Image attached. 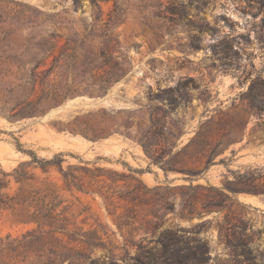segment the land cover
Returning <instances> with one entry per match:
<instances>
[{"label": "rangeland", "instance_id": "obj_1", "mask_svg": "<svg viewBox=\"0 0 264 264\" xmlns=\"http://www.w3.org/2000/svg\"><path fill=\"white\" fill-rule=\"evenodd\" d=\"M100 6L103 21L99 27L108 25L116 30L130 62L128 74L108 89L107 92H112L110 103L100 107H69L44 119L15 123L6 121L0 114L5 118L0 119V170L9 172L30 160L17 150L16 138L25 150L34 152L40 159L66 155L64 168L82 166L81 161H87L92 163L91 168L101 167L118 174L130 175L129 168L142 171L137 174L143 185L136 203L121 201L114 207L98 195L66 193L78 210H88L79 218L81 222L88 217L85 228H99L101 224L107 232L103 240L109 248L114 247L119 263L134 264L133 258L144 259V252L155 246L149 242L154 237L150 221H156L153 210L164 205L158 200L165 190L154 189L189 184L177 183L184 179L182 174H165L159 166L151 164L133 138L115 132L107 136L114 137L104 147L88 148V143L78 137L70 138L71 132L64 128L76 117H85L95 127L101 123L102 111H126L133 117L130 134L140 136L150 125L151 111L162 108L166 113L154 116L165 118L176 131L182 130L175 152L187 145L208 121L224 127L232 141L216 157L215 165L194 180V185L223 187L249 170L264 171V104L260 110L250 107L252 97L264 101V0H101ZM172 9L181 14L172 15ZM38 11L60 13L56 23L47 28L66 36L83 35L96 12L89 0H83L77 10L72 0H0V70L4 74L0 84V113L6 107V57L12 49L25 47L28 34L39 32L40 28L33 23ZM9 31L14 32L7 35ZM65 42L63 37L61 44ZM180 95L186 97L179 99L178 104L168 105L166 100H161ZM222 159L225 163L219 164ZM190 165L197 167L199 163L192 160ZM52 177L59 178L60 174L53 171ZM126 182L131 190L137 186L136 182ZM124 184L120 183L122 192L128 189ZM174 193L176 203L180 204L179 191ZM243 194L247 193L235 194L233 209L246 214L255 253L264 255V195L249 194L257 199L243 200ZM224 215L214 212L187 220L169 212L156 236L170 226L195 232L197 225L211 221L206 226L208 229L200 233L210 247L209 264H236L231 251L219 238L217 224L223 222ZM21 230L13 224L9 213L0 215V235L17 234ZM94 257L107 260L108 251L98 249Z\"/></svg>", "mask_w": 264, "mask_h": 264}, {"label": "trees", "instance_id": "obj_2", "mask_svg": "<svg viewBox=\"0 0 264 264\" xmlns=\"http://www.w3.org/2000/svg\"><path fill=\"white\" fill-rule=\"evenodd\" d=\"M82 1L72 0L75 10ZM89 1L96 12L93 23L86 27L83 35L74 33L66 36L48 29L47 26L56 23L61 14L38 11L37 20L33 23L40 28L39 32L26 36L27 44L23 49L9 51L5 73L6 107L1 108L0 113L7 121L15 123L44 117L78 96H102L126 77L130 62L118 34L108 25L99 27L103 21L101 0ZM170 11L172 15L181 14L179 10ZM13 32L9 31L7 35ZM63 37L66 42L61 44ZM3 75V70H0V84ZM185 97L169 96L161 100L174 105ZM263 104L264 101L257 97L250 100L252 110H260ZM159 112L165 111L162 108L151 111L150 125L140 136L132 137L130 134L133 117L126 111H102L101 123L95 127L85 117H76L64 128L91 141L115 132L133 138L142 146L151 164L159 166L165 174H182L191 182L189 185L154 189L157 192L165 190L158 200L164 205L153 210L156 221H150L154 226V237L149 242L155 246L144 252V259L133 258L134 264H209L210 247L200 233L208 229L206 226L211 221L197 225L195 232L170 226L156 236L169 212L187 220L214 212L225 213L223 222L217 224L219 238L231 251L236 264H264V255L255 253L257 250L253 248L246 214H238L233 209L237 193L264 195V171L249 170L235 177L234 181H227L223 187L194 185V180L215 165L216 157L232 141L224 127H216L208 121L187 145L175 152L182 130L176 131L165 118L154 116ZM14 140L17 150L28 155L30 160L20 163L12 171L0 170V215L9 213L13 224L22 228L17 234L0 235V264H120L114 247L109 248L103 240L107 235L104 227L98 224L99 228L86 229L84 224L88 217L81 222L79 218L88 210H78L77 204L66 193L77 191L98 195L108 206L114 207L121 201L136 203L143 185L137 174L142 171L129 168L130 175L118 174L101 167L91 168L92 163L87 161H81L82 166L68 165L64 168L66 155L40 159L34 152L25 150L18 139ZM192 160L199 166H191ZM223 163L224 159L219 161V164ZM53 171H57L60 177L53 178ZM127 180L136 182L137 186L129 189ZM121 182H125L123 187L128 188L125 192L120 189ZM175 191H179L181 196L180 204L176 203ZM98 249L108 251L107 260L94 257ZM139 249L143 250V246Z\"/></svg>", "mask_w": 264, "mask_h": 264}, {"label": "water", "instance_id": "obj_3", "mask_svg": "<svg viewBox=\"0 0 264 264\" xmlns=\"http://www.w3.org/2000/svg\"><path fill=\"white\" fill-rule=\"evenodd\" d=\"M111 93L112 92L109 91L105 95L97 96V97L78 96L76 98L67 100L63 105H61L57 109H53L47 115H45L44 117H40V118L44 119L46 116H48L52 112H55V111H58V110H64L65 108H69V107L78 108V109H90V108H93V107H100L102 105L109 104L110 103V98H111ZM0 119H5V118L0 117ZM116 135H118V134H116ZM69 136L72 139H74L76 137L81 138L82 141H84V142L89 144L88 148H90V147H92V148L104 147L105 143L110 141L114 137V136H110V137H107V138H104V139H101V140L91 141V140H88V139L84 138L81 135H73V134L69 133ZM184 178H187V177L184 176ZM177 183L190 184L191 182L187 181L185 179H179V180H177ZM249 198L257 199L256 196H252V195H249V194L241 195V199H243V200H249Z\"/></svg>", "mask_w": 264, "mask_h": 264}]
</instances>
